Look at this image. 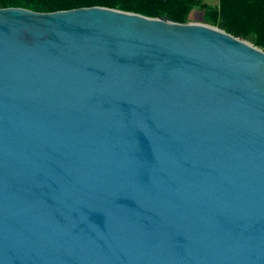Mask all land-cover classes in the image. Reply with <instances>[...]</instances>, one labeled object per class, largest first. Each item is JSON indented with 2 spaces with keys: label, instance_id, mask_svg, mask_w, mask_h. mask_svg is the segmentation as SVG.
Returning a JSON list of instances; mask_svg holds the SVG:
<instances>
[{
  "label": "water",
  "instance_id": "obj_1",
  "mask_svg": "<svg viewBox=\"0 0 264 264\" xmlns=\"http://www.w3.org/2000/svg\"><path fill=\"white\" fill-rule=\"evenodd\" d=\"M0 264H264V50L0 7Z\"/></svg>",
  "mask_w": 264,
  "mask_h": 264
},
{
  "label": "trees",
  "instance_id": "obj_2",
  "mask_svg": "<svg viewBox=\"0 0 264 264\" xmlns=\"http://www.w3.org/2000/svg\"><path fill=\"white\" fill-rule=\"evenodd\" d=\"M107 6L144 16L190 22L195 9L204 21L264 50V0H0V7L52 12L83 6Z\"/></svg>",
  "mask_w": 264,
  "mask_h": 264
},
{
  "label": "rangeland",
  "instance_id": "obj_3",
  "mask_svg": "<svg viewBox=\"0 0 264 264\" xmlns=\"http://www.w3.org/2000/svg\"><path fill=\"white\" fill-rule=\"evenodd\" d=\"M203 17H204V12L201 11L200 9H195L191 15L192 20L190 22L201 23V24H206V25L217 27L213 24H210L204 21Z\"/></svg>",
  "mask_w": 264,
  "mask_h": 264
}]
</instances>
